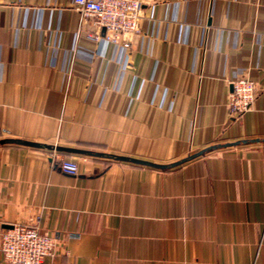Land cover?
I'll return each instance as SVG.
<instances>
[{
	"label": "crops",
	"instance_id": "crops-1",
	"mask_svg": "<svg viewBox=\"0 0 264 264\" xmlns=\"http://www.w3.org/2000/svg\"><path fill=\"white\" fill-rule=\"evenodd\" d=\"M140 23L122 49L75 0H0V139L100 153L57 150L73 175L0 143V238L37 222L42 264H264V0H143Z\"/></svg>",
	"mask_w": 264,
	"mask_h": 264
},
{
	"label": "built area",
	"instance_id": "built-area-1",
	"mask_svg": "<svg viewBox=\"0 0 264 264\" xmlns=\"http://www.w3.org/2000/svg\"><path fill=\"white\" fill-rule=\"evenodd\" d=\"M75 4L79 11L93 20L98 31L89 37L95 40L104 39L127 49L132 45L133 35L142 30L143 0H75ZM103 28L105 34L101 33ZM121 36L126 37L122 39ZM231 83L229 109L233 116L239 117L252 107L257 95L256 84L245 76L235 78ZM51 156L53 163L62 171L73 175L79 173L76 160L59 157L55 148ZM56 248L54 236L37 222L14 224L1 232L0 252L10 264H42L47 256L54 255Z\"/></svg>",
	"mask_w": 264,
	"mask_h": 264
},
{
	"label": "water",
	"instance_id": "water-1",
	"mask_svg": "<svg viewBox=\"0 0 264 264\" xmlns=\"http://www.w3.org/2000/svg\"><path fill=\"white\" fill-rule=\"evenodd\" d=\"M103 32H105V28H103ZM18 143V144H26V145H31V146H36V147H48V148H55L56 150H61V151H66V152H78V153H90V154H100L99 152H92L88 150H82L78 148H72V147H65V146H58V145H52V144H45V143H40V142H35V141H29V140H23L19 138H3L0 139V143ZM239 142H232V143H226V144H221V146H227V145H232V144H237ZM217 145L211 146V147H216ZM210 148V147H209ZM206 150V149H205ZM205 150L199 151L197 153L191 154L181 160L169 163V164H163V163H157L153 162L150 160H145V159H139V158H134V157H128V156H122V155H115L114 157L117 159H122V160H130L136 163H141V164H146L150 165L153 167H158V168H168L172 166L179 165L189 159H192L200 154H202Z\"/></svg>",
	"mask_w": 264,
	"mask_h": 264
}]
</instances>
